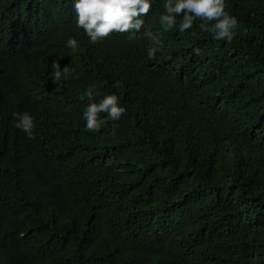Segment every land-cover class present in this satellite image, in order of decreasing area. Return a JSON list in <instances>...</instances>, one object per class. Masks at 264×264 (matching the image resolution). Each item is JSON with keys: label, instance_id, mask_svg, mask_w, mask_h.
Listing matches in <instances>:
<instances>
[{"label": "trees", "instance_id": "1", "mask_svg": "<svg viewBox=\"0 0 264 264\" xmlns=\"http://www.w3.org/2000/svg\"><path fill=\"white\" fill-rule=\"evenodd\" d=\"M74 2L0 0V264H264V0H225L230 42L155 0L92 43ZM109 94L126 112L87 131Z\"/></svg>", "mask_w": 264, "mask_h": 264}, {"label": "clouds", "instance_id": "2", "mask_svg": "<svg viewBox=\"0 0 264 264\" xmlns=\"http://www.w3.org/2000/svg\"><path fill=\"white\" fill-rule=\"evenodd\" d=\"M155 0H75L74 11L76 25L82 28L92 43L107 38L113 32L132 33L130 39L135 38L144 27L142 17L147 16L153 7ZM225 0H163L164 13L160 16V22L164 31L172 29L177 24V17L182 16L179 24L180 32L193 27L194 21H202L199 27L202 31L210 32L217 40L231 41L235 35V29L239 27L237 18L226 11ZM143 36L153 43L148 48L149 58L162 47L161 38L151 30H146ZM67 47L75 50L78 47L76 39L69 38ZM199 54V49H194ZM53 80L59 81L63 77L68 79L72 68L65 66L62 70L57 62L52 64ZM119 83V82H118ZM95 86L85 90L84 95L90 101H95ZM126 112V108L120 106V98L115 94L105 95L99 102L90 103L84 113L86 130L98 131L105 123L100 113H106L107 119L117 121ZM15 127L24 131L28 138H32L35 127L33 117L28 112L14 113Z\"/></svg>", "mask_w": 264, "mask_h": 264}]
</instances>
